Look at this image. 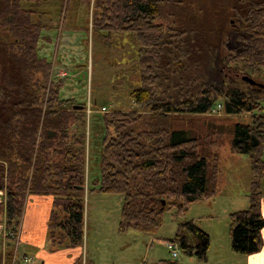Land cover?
Here are the masks:
<instances>
[{
	"label": "trees",
	"instance_id": "obj_1",
	"mask_svg": "<svg viewBox=\"0 0 264 264\" xmlns=\"http://www.w3.org/2000/svg\"><path fill=\"white\" fill-rule=\"evenodd\" d=\"M163 2L94 0V32L106 44L128 35L138 45L136 55L131 53L137 86L131 92L134 109L100 114L98 171L87 184L85 104L61 98L64 78H56L52 62L38 54L42 31L52 29L41 20L46 0H0V225L6 235L12 232L5 236L8 243L17 241L29 195L52 197L50 240L74 248L83 241L86 187L122 194L121 230L153 229L165 208L182 214L192 202L215 194L216 143L175 121L183 114H205L216 103L228 115L262 110L247 90L253 85L241 76L264 69V0H236L232 7L226 40L237 45L226 62L241 81L222 85L190 79L191 69H207L219 44L209 43L202 31L158 22ZM230 144L234 153L248 155L250 183L248 206L229 214L228 232L232 250L250 255L263 245L264 117L235 122ZM171 242L186 255L206 259L209 235L193 220L178 223Z\"/></svg>",
	"mask_w": 264,
	"mask_h": 264
},
{
	"label": "rangeland",
	"instance_id": "obj_2",
	"mask_svg": "<svg viewBox=\"0 0 264 264\" xmlns=\"http://www.w3.org/2000/svg\"><path fill=\"white\" fill-rule=\"evenodd\" d=\"M163 1L158 22L168 28L179 25L202 31L209 43L219 44L210 53L207 69L200 66L191 69L190 79L195 84L217 85L241 81L238 75L236 77L234 66L226 62L229 49L237 45L233 39L226 40L236 0ZM45 4L41 8V20L52 29L42 31L38 54L52 62L56 78H64L59 90L61 98H68L74 92L76 102L85 104L86 161L90 173H96L102 133L100 114L134 109L131 92L137 85L132 82L136 76L132 58L138 51V45L128 35H119L112 44H106L94 32V0H46ZM45 36L49 39L46 40ZM62 43L63 47L60 46ZM165 74L169 82L171 70ZM251 78L263 84L262 87L247 88L250 96L259 100L262 110L254 114L228 115L222 104L216 103L205 114H183L175 121L176 126L190 130L192 135L207 136L216 143L212 151L217 154L219 170L213 196L192 202L182 214H176V208H165L159 225L153 229L130 227L121 230L122 194L98 191L85 194L84 224L88 233V249L99 264H150L159 259L177 261L178 264H246V255L231 248L228 216L248 206L249 157L234 153L230 140L235 122H248L255 114L264 117V69ZM167 81L163 84L167 85ZM187 220H193L209 235L205 260L184 254L179 246L176 256H173V249L168 247L178 223ZM0 236L1 264L21 263L17 241L8 243L3 225H0Z\"/></svg>",
	"mask_w": 264,
	"mask_h": 264
},
{
	"label": "crops",
	"instance_id": "obj_3",
	"mask_svg": "<svg viewBox=\"0 0 264 264\" xmlns=\"http://www.w3.org/2000/svg\"><path fill=\"white\" fill-rule=\"evenodd\" d=\"M60 46L63 47V43ZM65 46L67 47V45ZM69 96L68 98L77 99L74 92L70 93ZM86 167V182L88 184L91 176L89 163ZM88 192L86 187L85 194ZM2 198L3 196L0 193V200ZM51 205L52 197L50 195L27 196L16 242L17 251L22 257L19 264H99L93 258L94 253L88 249V233L84 222L82 246L67 248L63 245L65 242L57 245L50 240L49 215L52 209ZM261 213L264 217V196L261 200ZM262 236L263 245L260 251L246 255V264H264V228L262 229ZM24 258H28L29 261H25Z\"/></svg>",
	"mask_w": 264,
	"mask_h": 264
},
{
	"label": "water",
	"instance_id": "obj_4",
	"mask_svg": "<svg viewBox=\"0 0 264 264\" xmlns=\"http://www.w3.org/2000/svg\"><path fill=\"white\" fill-rule=\"evenodd\" d=\"M241 78H242V80H244L245 82H247L250 85H253V86L255 85V86H258V87H262L263 86L262 83L257 82L256 80L251 78L249 75H242Z\"/></svg>",
	"mask_w": 264,
	"mask_h": 264
},
{
	"label": "built area",
	"instance_id": "obj_5",
	"mask_svg": "<svg viewBox=\"0 0 264 264\" xmlns=\"http://www.w3.org/2000/svg\"><path fill=\"white\" fill-rule=\"evenodd\" d=\"M218 107H220V105H218ZM88 109V108H87ZM103 109H105V108H103ZM88 112H89V110H88ZM7 235H12V232H7ZM17 238H18V236H17ZM171 246V247H170ZM177 244L175 243V242H172L168 247L170 248V249H173V250H171L172 251V255L173 256H176V254H177V251H176V248H177ZM24 260L25 261H29V259L28 258H24Z\"/></svg>",
	"mask_w": 264,
	"mask_h": 264
}]
</instances>
